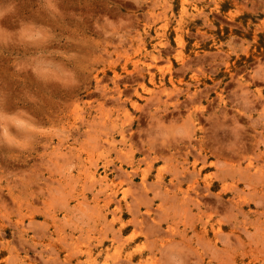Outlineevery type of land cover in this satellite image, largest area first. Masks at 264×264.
Returning <instances> with one entry per match:
<instances>
[{"label":"rangeland","instance_id":"374dc122","mask_svg":"<svg viewBox=\"0 0 264 264\" xmlns=\"http://www.w3.org/2000/svg\"><path fill=\"white\" fill-rule=\"evenodd\" d=\"M140 1L0 0V264H264V0Z\"/></svg>","mask_w":264,"mask_h":264},{"label":"bare ground","instance_id":"6f19581e","mask_svg":"<svg viewBox=\"0 0 264 264\" xmlns=\"http://www.w3.org/2000/svg\"><path fill=\"white\" fill-rule=\"evenodd\" d=\"M192 2H194V4H198V5H200L199 7L197 6V8H198V10L200 11V14L202 15V16H204V18H207V16H208V13H207V8H209V6H210V4H207V3H205V1L204 0H191ZM211 2L210 3H215L214 5H213V7L216 9V10H220V7H221V4H219V1L218 0H210ZM141 3H148L149 5V7H154V6H156V7H158V8H160L162 11H164V10H166V9H168V12H171L172 11V5H173V3L174 2H176V4H177V6L178 7H180V9H181V17H182V19H186L187 21H188V23H187V28H190L191 26H193L194 25V23L195 22H193V15L192 16H186V11H184V7H186V5H187V2L188 1H186V0H163V1H159V0H144V1H140ZM191 2V3H192ZM138 3V2H137ZM142 5V4H141ZM145 6H146V4H145ZM155 8V7H154ZM154 8H152L151 10H149L150 12H149V14L151 15V16H154L153 15V12H152V10H154ZM205 11V12H202V11ZM199 14V13H198ZM199 14V15H200ZM158 15V14H157ZM160 15V14H159ZM166 14L165 13H162V17H163V20H164V26H166V19H167V17L165 16ZM173 16V15H172ZM196 17V16H195ZM151 19V18H150ZM157 20H158V17H157ZM159 21H161V18H160V20ZM204 21V20H203ZM156 22V21H155ZM207 22V21H206ZM184 23H186V22H183V24ZM197 34V33H196ZM161 36V35H160ZM203 36V35H202ZM167 36L166 35H163V37L161 38V40L159 41V45H161V46H163V45H165L166 44V46L165 47H167ZM176 44H179V43H181V47L183 48V49H185L186 48V46H185V44L183 43V41L181 40V39H178L176 42H175ZM154 47V46H153ZM158 50V49H157ZM159 50H161V49H159ZM155 51V50H154ZM165 51H166V49H165ZM157 52V51H156ZM161 52V51H160ZM162 52H163V50H162ZM183 63H185V62H183ZM187 64V63H186ZM182 65V64H181ZM185 65V64H184ZM183 65V66H184ZM260 65H262V64H260ZM149 67V66H148ZM188 67V66H187ZM190 67V66H189ZM263 67V66H262ZM263 70V69H262ZM170 80V79H169ZM204 89H206V88H204ZM201 91V90H200ZM205 91V90H204ZM188 93V92H187ZM201 93V92H200ZM203 95V94H202ZM205 95V94H204ZM196 96V95H195ZM132 162V161H131ZM188 173V172H187ZM192 173H194L193 171H192ZM191 173V174H192ZM190 174V173H189ZM195 174V173H194ZM183 175V174H182ZM185 176V175H184ZM194 176V175H193ZM196 176V175H195ZM182 177V176H181ZM186 177H184V178H182L181 180L180 179H178V178H176L177 179V183H181V181L182 180H184ZM174 179H175V177H174ZM195 181V180H194ZM173 182V181H172ZM194 183H197L196 181L194 182Z\"/></svg>","mask_w":264,"mask_h":264},{"label":"clouds","instance_id":"9594fccd","mask_svg":"<svg viewBox=\"0 0 264 264\" xmlns=\"http://www.w3.org/2000/svg\"><path fill=\"white\" fill-rule=\"evenodd\" d=\"M176 264H181V262L180 261H176Z\"/></svg>","mask_w":264,"mask_h":264}]
</instances>
